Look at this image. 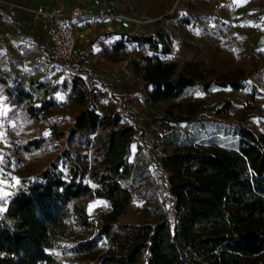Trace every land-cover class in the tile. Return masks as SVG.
Returning a JSON list of instances; mask_svg holds the SVG:
<instances>
[{
  "label": "trees",
  "instance_id": "obj_1",
  "mask_svg": "<svg viewBox=\"0 0 264 264\" xmlns=\"http://www.w3.org/2000/svg\"><path fill=\"white\" fill-rule=\"evenodd\" d=\"M116 35L101 56L111 63L127 60L142 88H149L145 100L169 103L160 120L173 126L155 151L132 116L127 114L130 124L112 107L99 114L88 75L81 76L82 61L73 56L68 98L80 109L66 130L49 126L56 158L16 191L0 217V264H64L49 251L70 236L75 243L68 252L90 257L92 264H264V130L220 117L228 103L207 116L203 102L192 100L213 90L242 91L254 68L225 73L203 59H171L173 37L163 27ZM37 85L43 90L36 104L33 85L0 62L8 103L22 106L30 120H47L58 105L55 89ZM255 116L264 122V110ZM136 129L140 145L132 154ZM45 142L40 136L20 149L30 154ZM150 165L160 174L162 191ZM135 197L154 217L119 221ZM94 200L108 210L91 220ZM99 241L106 252L94 256Z\"/></svg>",
  "mask_w": 264,
  "mask_h": 264
},
{
  "label": "rangeland",
  "instance_id": "obj_2",
  "mask_svg": "<svg viewBox=\"0 0 264 264\" xmlns=\"http://www.w3.org/2000/svg\"><path fill=\"white\" fill-rule=\"evenodd\" d=\"M30 5L53 8H68L77 0H20ZM121 8L130 6L137 14L153 20L141 30L132 29V34L151 33L159 27L165 28L173 37L171 59L185 61L203 59L209 66L225 73H233L252 67L255 76L248 81L242 91L230 89L213 90L208 94L197 93L194 102H203L201 114L214 115L216 109L229 104V110L220 117L234 123H244L255 130H264V122L255 114L264 110V0H116ZM32 35L25 33L14 38H0V62L25 82L33 85L34 103L37 104L43 90L55 89L53 94L57 107L52 109L47 120L33 121L27 118L23 107H14L7 101L0 88V193L7 191L13 197L25 182L35 179L49 162L58 154L57 141L51 137L49 126L56 124L59 130H66L80 106L69 101V84L73 70L64 71L58 66H50L44 52L47 42L45 28L28 24ZM118 32L101 23H88L85 40L77 44L74 59L81 60L84 74L88 75L94 107L104 114L109 107L118 112L128 123L141 127L144 143L157 150V143L173 124H164L167 102H147L141 80L125 60L111 63L101 56V48L119 38ZM34 82V83H33ZM257 94V95H255ZM87 102L84 104V106ZM128 114V115H127ZM139 131H135V142L131 145L133 154L140 145ZM43 137L44 146L35 152L25 154L20 145L27 140ZM143 153L148 158L145 148ZM160 159H158L159 161ZM150 162V161H149ZM151 164V163H150ZM159 191H162L160 174L150 165ZM19 182V183H17ZM6 201V202H5ZM8 205L6 198H0V217ZM108 205L102 200H94L88 205V216L95 220L105 213ZM154 216L144 212L143 201L136 197L119 218L121 222L151 220ZM94 235V233H92ZM79 238V236H77ZM72 236L65 238L59 246L49 252L64 264H92L90 257L74 255L68 248L74 245ZM106 252V244L99 241L93 254Z\"/></svg>",
  "mask_w": 264,
  "mask_h": 264
},
{
  "label": "built area",
  "instance_id": "obj_3",
  "mask_svg": "<svg viewBox=\"0 0 264 264\" xmlns=\"http://www.w3.org/2000/svg\"><path fill=\"white\" fill-rule=\"evenodd\" d=\"M0 10L10 20L22 14L30 22L45 27L48 47L44 57L50 66H58L64 71H69L67 64L77 44L85 40L88 23L106 24L121 33L141 30L153 21L137 14L130 6L115 8L111 0H77L70 8H45L20 0H0ZM1 35L10 37L7 32H1ZM6 200L10 202L11 197Z\"/></svg>",
  "mask_w": 264,
  "mask_h": 264
},
{
  "label": "crops",
  "instance_id": "obj_4",
  "mask_svg": "<svg viewBox=\"0 0 264 264\" xmlns=\"http://www.w3.org/2000/svg\"><path fill=\"white\" fill-rule=\"evenodd\" d=\"M111 1L115 8H118V9L121 8V6L116 2V0H111ZM68 8H70V6H68ZM28 24L39 25V24L30 22L28 18L22 14H18L15 19L10 20L6 17L4 12L0 10V38L1 37L4 38L1 35V32H7L8 34H10V38H14L13 36L19 33H25V35L28 38L30 35H32V32H31L32 30ZM44 39L46 40V28H45Z\"/></svg>",
  "mask_w": 264,
  "mask_h": 264
},
{
  "label": "snow or ice",
  "instance_id": "obj_5",
  "mask_svg": "<svg viewBox=\"0 0 264 264\" xmlns=\"http://www.w3.org/2000/svg\"><path fill=\"white\" fill-rule=\"evenodd\" d=\"M0 162H2V158H0ZM0 183H2V182H0ZM17 183H19V182H17ZM9 195H10L9 192L4 191V192L0 193V198H6V197H8ZM5 202H6V201H5ZM3 210H4L3 208H0V212H2Z\"/></svg>",
  "mask_w": 264,
  "mask_h": 264
}]
</instances>
